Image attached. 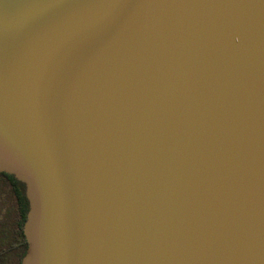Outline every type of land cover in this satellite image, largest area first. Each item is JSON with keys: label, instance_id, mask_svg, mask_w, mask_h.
Listing matches in <instances>:
<instances>
[{"label": "water", "instance_id": "1", "mask_svg": "<svg viewBox=\"0 0 264 264\" xmlns=\"http://www.w3.org/2000/svg\"><path fill=\"white\" fill-rule=\"evenodd\" d=\"M0 171L21 264H264V0H0Z\"/></svg>", "mask_w": 264, "mask_h": 264}, {"label": "trees", "instance_id": "2", "mask_svg": "<svg viewBox=\"0 0 264 264\" xmlns=\"http://www.w3.org/2000/svg\"><path fill=\"white\" fill-rule=\"evenodd\" d=\"M25 188L14 174L0 171V264H21L26 252L23 224L29 203Z\"/></svg>", "mask_w": 264, "mask_h": 264}, {"label": "flooded vegetation", "instance_id": "3", "mask_svg": "<svg viewBox=\"0 0 264 264\" xmlns=\"http://www.w3.org/2000/svg\"><path fill=\"white\" fill-rule=\"evenodd\" d=\"M24 233V232H23Z\"/></svg>", "mask_w": 264, "mask_h": 264}]
</instances>
